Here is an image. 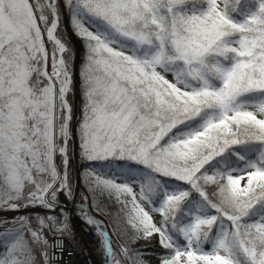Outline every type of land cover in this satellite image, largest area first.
I'll return each mask as SVG.
<instances>
[{
    "label": "snow or ice",
    "instance_id": "obj_1",
    "mask_svg": "<svg viewBox=\"0 0 264 264\" xmlns=\"http://www.w3.org/2000/svg\"><path fill=\"white\" fill-rule=\"evenodd\" d=\"M74 212L103 264H264V0H0V264Z\"/></svg>",
    "mask_w": 264,
    "mask_h": 264
},
{
    "label": "built area",
    "instance_id": "obj_2",
    "mask_svg": "<svg viewBox=\"0 0 264 264\" xmlns=\"http://www.w3.org/2000/svg\"><path fill=\"white\" fill-rule=\"evenodd\" d=\"M70 227L67 238L58 237L52 240L53 264H103L95 228L85 223L76 212L71 216Z\"/></svg>",
    "mask_w": 264,
    "mask_h": 264
},
{
    "label": "trees",
    "instance_id": "obj_3",
    "mask_svg": "<svg viewBox=\"0 0 264 264\" xmlns=\"http://www.w3.org/2000/svg\"><path fill=\"white\" fill-rule=\"evenodd\" d=\"M70 151H72L71 160L75 162L73 164V170H74L75 169V166H76V162L79 163V159H78V156H77V159L78 160L75 159V157H74L75 148L73 146H71V145H70ZM93 209H94V212H95V216H97L98 218L102 219L106 224H109L111 218L108 215V211L110 209L105 208L103 210H100V209H97L95 207H93ZM136 247L147 249V251H145V256H146V259H147V264H156V260H157L158 253L152 251V249H154L156 247L155 245H149V244H146V245H143V246L136 245Z\"/></svg>",
    "mask_w": 264,
    "mask_h": 264
},
{
    "label": "rangeland",
    "instance_id": "obj_4",
    "mask_svg": "<svg viewBox=\"0 0 264 264\" xmlns=\"http://www.w3.org/2000/svg\"><path fill=\"white\" fill-rule=\"evenodd\" d=\"M78 115L79 114H77V118H78ZM70 145L71 146H73L74 148H75V153L78 151V149L76 148V142L74 141L73 143H70ZM74 153V157H75V159H77V155ZM78 160V159H77ZM78 163L76 162V165H77ZM77 202H79L78 200H77ZM94 214H95V212H94V209L92 208V210H91ZM147 243L146 242H144V241H140V242H138L137 243V245H139V246H143V245H146ZM151 245H155L154 243L153 244H151ZM156 246V245H155ZM148 258V257H147ZM156 264H157V260H156Z\"/></svg>",
    "mask_w": 264,
    "mask_h": 264
},
{
    "label": "water",
    "instance_id": "obj_5",
    "mask_svg": "<svg viewBox=\"0 0 264 264\" xmlns=\"http://www.w3.org/2000/svg\"><path fill=\"white\" fill-rule=\"evenodd\" d=\"M91 215H92V213H91ZM96 218V217H95ZM98 221H100L101 223H103L101 220H99L98 218H96ZM104 224V223H103Z\"/></svg>",
    "mask_w": 264,
    "mask_h": 264
}]
</instances>
